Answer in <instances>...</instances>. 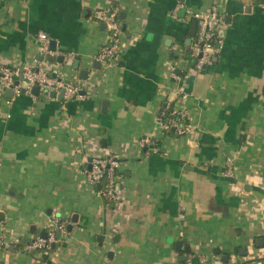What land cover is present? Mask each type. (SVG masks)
I'll return each mask as SVG.
<instances>
[{
	"label": "crops",
	"instance_id": "crops-1",
	"mask_svg": "<svg viewBox=\"0 0 264 264\" xmlns=\"http://www.w3.org/2000/svg\"><path fill=\"white\" fill-rule=\"evenodd\" d=\"M116 5L126 13L124 46L101 66L96 57L109 36L94 15ZM251 6L0 0V66L44 68L85 97L0 91V219L12 243L0 264H179L187 248L209 264L264 263V9ZM213 9L225 22L219 54L184 78L195 15ZM40 32L56 42L53 62L40 55ZM166 104L188 115L192 131L166 135ZM142 140L162 147L146 154ZM109 157L120 160L125 189L115 208L85 175L90 158ZM55 217L72 231L52 253L16 249L21 238L48 232Z\"/></svg>",
	"mask_w": 264,
	"mask_h": 264
},
{
	"label": "built area",
	"instance_id": "built-area-1",
	"mask_svg": "<svg viewBox=\"0 0 264 264\" xmlns=\"http://www.w3.org/2000/svg\"><path fill=\"white\" fill-rule=\"evenodd\" d=\"M253 1L254 0H252L251 7L254 6ZM262 2L263 3L259 4V6L264 9V0H262ZM94 20L105 26L109 36L108 43L102 47L100 53L96 57V63L101 66H108L118 60L124 46L122 22L119 20V14L117 12L102 10L95 12ZM195 20L197 22V34L190 47V51L191 59L196 60L197 64L194 68H190L189 72L185 73L184 78H188L191 72H199L202 68L210 65L213 58L219 54L220 48H218V45L221 46L223 41L221 33L225 26V22L223 16L219 14L216 9H213L209 13L196 14ZM37 40L40 44V55L45 60L50 57L55 58L59 55L57 50L52 51V40L47 34L40 32L37 35ZM175 70L174 68L173 79L179 82L182 78L175 74ZM36 87H39L40 93L48 98L58 97L63 90L65 91L64 99L66 100L79 101L85 98L80 86L63 81L58 76L53 77L52 73L44 68L25 67L23 69H11L0 66V91L3 95L10 90L13 92L14 97H19L24 93L33 97V89ZM8 102L10 103V100H8ZM173 113L177 114L178 117L176 119H171L168 123L162 120L165 112H162V115L159 116V122L164 127L165 131L174 129L179 136H185L192 131L190 124L186 123L188 115L184 111L174 107ZM150 145L152 146L153 143L150 144L147 140L141 141L142 148ZM157 150L158 149H154L153 151ZM120 165L121 162L117 157L93 159L90 163V169L85 170V175L89 183L95 188L104 182V189L99 190L98 194L105 202L107 201L106 204H112L115 207L118 206L125 197V189L121 184L122 175L119 172ZM226 176H233L231 164L226 172ZM183 218L182 216V219ZM6 227L5 219H0V252L4 253L7 252L12 245L11 240H8ZM68 227L69 223L61 221L59 217H55L52 228L47 232V238L44 239L38 236L33 239L30 244L26 245L23 251L27 254L41 252L44 255H49L61 244L62 239L68 236ZM59 233L61 234L60 239L57 237ZM197 258L199 259V264L210 263L208 258L195 252L190 253L183 264H195Z\"/></svg>",
	"mask_w": 264,
	"mask_h": 264
},
{
	"label": "water",
	"instance_id": "water-1",
	"mask_svg": "<svg viewBox=\"0 0 264 264\" xmlns=\"http://www.w3.org/2000/svg\"><path fill=\"white\" fill-rule=\"evenodd\" d=\"M115 7H117V5H116ZM119 20L123 23V26H122V30H123V32H126V30H127V24H126V22H125V21H126V13H124V12L121 13V14L119 15ZM104 27H105V26H104ZM196 31H197V22L194 21L193 24H192V27H191V32H190V36H191V38H193V37L196 36ZM221 36L224 37V32L221 33ZM191 44H192V39H189V42H188L186 45H187L188 47H190ZM56 46H57V45H56V42H52V44H51V49H52V51H56V50H57ZM218 48H220V45H218ZM189 54L191 55V51H189ZM54 60H55L54 58H50V59H49L50 62H53ZM63 61H64V57H59V58H57V62H58V63L62 64ZM191 64L196 65V64H197V61H196V60H191L190 63H189V65H187V67H186V72H189ZM78 66H79V62L77 61V62H76V68H78ZM52 76H53V77H56V76H57V73H54ZM81 76H82L83 79L86 80L87 77H88V73H87L86 71H82V72H81ZM33 94L36 95V96L40 95V89H39V87H36V88L33 89ZM6 95H7L9 98H12V97H13V92L9 90V91L6 92ZM64 97H65V91L63 90V91L61 92L59 98H58L59 101H63V100H64ZM92 161H93L92 158H90V159L88 160V163H89V164H88V169H90V167H91V166H90V163H91ZM98 190H100V185L98 186ZM75 219H76V218H75ZM35 231H36V228H35V227H32V229H31V233L34 234ZM68 231H69V232L72 231V227H71V226L68 227ZM47 235H48V233H47L46 231L40 234V236H41L42 238H44V239L47 238ZM57 237H58V239H60V238H61V234L59 233ZM181 248H182V245H178L179 252L181 251ZM189 254H190V248H187V249L185 250V254H184V255H180V256L178 257V263H179V264H183V263L186 261V259H187V255H189ZM223 260L228 261V258L225 257V259H223Z\"/></svg>",
	"mask_w": 264,
	"mask_h": 264
},
{
	"label": "trees",
	"instance_id": "trees-1",
	"mask_svg": "<svg viewBox=\"0 0 264 264\" xmlns=\"http://www.w3.org/2000/svg\"><path fill=\"white\" fill-rule=\"evenodd\" d=\"M261 3H263L262 0H254L253 1L254 5H257V4L259 5ZM113 11L117 12L119 15L122 13V11L119 10L117 7L115 9H113L112 12ZM186 56H187V58L189 60H192L191 59V55L189 53H187ZM173 110H174V106L173 105H168V104H166L161 109L159 116L162 115V112H165L164 116L162 117L163 118L162 119L163 122L168 123L171 119H176L178 117L177 114L173 113ZM186 123L189 124L188 119L186 120ZM165 132H166V135H168V136H179L174 129H170L169 131H165ZM161 147H162V142L158 141L155 144L153 143L152 146L151 145L150 146H145L143 148V151L147 154L149 151H153L154 149H161ZM97 189H98V187H97ZM102 189H104V182L100 185V190H102ZM107 205H108V203H107ZM108 206L112 207V208H115V206L112 205V204H109ZM33 239H35V238H33ZM33 239L27 240V239L21 238L19 243H18V245H16V249L19 250V251H23L25 246L30 244ZM35 253H37V252H35ZM35 253H33V254H35Z\"/></svg>",
	"mask_w": 264,
	"mask_h": 264
}]
</instances>
